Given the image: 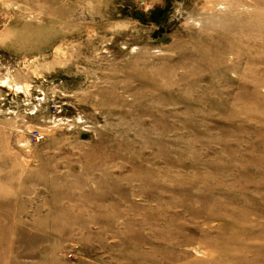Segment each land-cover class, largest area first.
Returning a JSON list of instances; mask_svg holds the SVG:
<instances>
[{
	"label": "rangeland",
	"instance_id": "rangeland-1",
	"mask_svg": "<svg viewBox=\"0 0 264 264\" xmlns=\"http://www.w3.org/2000/svg\"><path fill=\"white\" fill-rule=\"evenodd\" d=\"M0 264H264V0H0Z\"/></svg>",
	"mask_w": 264,
	"mask_h": 264
}]
</instances>
